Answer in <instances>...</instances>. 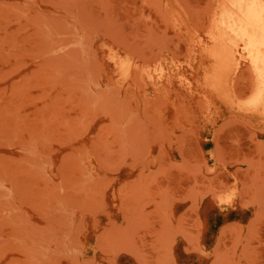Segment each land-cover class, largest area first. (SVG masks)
<instances>
[{
  "label": "rangeland",
  "instance_id": "rangeland-1",
  "mask_svg": "<svg viewBox=\"0 0 264 264\" xmlns=\"http://www.w3.org/2000/svg\"><path fill=\"white\" fill-rule=\"evenodd\" d=\"M245 3L0 0V264H264Z\"/></svg>",
  "mask_w": 264,
  "mask_h": 264
},
{
  "label": "bare ground",
  "instance_id": "bare-ground-1",
  "mask_svg": "<svg viewBox=\"0 0 264 264\" xmlns=\"http://www.w3.org/2000/svg\"><path fill=\"white\" fill-rule=\"evenodd\" d=\"M241 15L242 20L236 18L230 29L239 35L253 66L264 75V1L246 0Z\"/></svg>",
  "mask_w": 264,
  "mask_h": 264
}]
</instances>
